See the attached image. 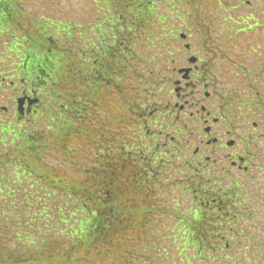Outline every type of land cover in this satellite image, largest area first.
Here are the masks:
<instances>
[{"label": "flooded vegetation", "instance_id": "1", "mask_svg": "<svg viewBox=\"0 0 264 264\" xmlns=\"http://www.w3.org/2000/svg\"><path fill=\"white\" fill-rule=\"evenodd\" d=\"M38 1L45 3L46 8L50 7L49 0H0V143L6 122L15 121L20 124L21 129L23 124L34 123L32 118L36 119L37 124L39 119L49 122L66 115L64 120H67L70 88L73 87V92L80 101L79 130L85 135L88 77L93 82L100 81L98 89L96 86L91 88L92 97L95 98L100 93L101 86H110L111 100L116 98L113 93L118 92V81L114 79L117 74L115 63L120 56L117 27L106 23L108 27L105 29L96 28L98 23L95 18L92 22L86 21L84 17L80 18L79 59L73 73L74 78L69 79V50L63 45L65 38L71 40V24L64 19V13L58 11V6L55 7L56 12L36 11ZM17 15L20 16L19 19H15ZM210 31L207 28L195 30L197 34L194 39L199 43L193 44L188 50L189 55L196 58L194 62L189 63L187 59L183 61L180 54L176 56L175 62L172 61L173 64L178 63L172 68V73L177 75L174 80L178 88L176 92L173 89L167 90L165 85L170 79L162 74L164 69L156 73V79H152L153 88L157 91L174 93V98L183 99V104L174 102L171 105L170 119L173 121V129L181 121V116L189 119L188 139L181 144L177 142V135L171 136L166 132L170 127L161 120L165 114L151 105V98L158 93L145 95L139 108L142 111L144 132L154 139L157 147H164L167 142H177L181 150L173 144L171 151L178 155L184 153L183 148L188 144H192V150L184 164L193 172L194 180H203L206 187L213 185V180H216L219 187L227 179H234L236 172L243 177L252 168L257 175L264 177V164H261L264 156V124L261 122H264V116L258 105L252 106L236 99L239 105L235 106L232 96L225 94L223 88L213 85L209 68L217 70V62L214 60L213 45L206 43L210 38ZM204 45L209 49L205 51ZM125 55L128 65V57L131 60L132 53L126 49ZM180 64L183 65L179 66ZM181 69L188 71L179 73ZM131 75L132 70L127 73L128 77ZM148 80V77H142V83ZM141 88L142 93L146 91L143 84ZM129 90L131 88L127 85L120 87V91H125L126 94ZM258 117L263 118L259 119L260 123L257 122ZM259 130H262L261 133ZM61 133H64V129ZM53 134L58 135L57 132ZM29 137L36 140L41 134L27 135L26 141ZM160 137L164 140H160ZM253 144L255 147L252 150ZM259 152V155H252ZM252 159L254 165L251 164ZM114 185L116 187V181Z\"/></svg>", "mask_w": 264, "mask_h": 264}, {"label": "trees", "instance_id": "2", "mask_svg": "<svg viewBox=\"0 0 264 264\" xmlns=\"http://www.w3.org/2000/svg\"><path fill=\"white\" fill-rule=\"evenodd\" d=\"M105 175L104 183H110L111 176ZM103 179L104 174L95 181L56 178L53 195L20 196V189L7 188L0 199L1 217L9 224L14 241L9 246L1 241L0 264L250 262L245 249H234L230 242L231 236L239 239L249 230L240 225L242 211L234 193L225 197L219 193V200L209 192L201 193L202 208L192 212L189 205L186 213L168 210L164 214L175 221L157 226L156 218L164 210L144 211L142 203L130 207L114 203L111 195H97ZM98 182L100 186L93 188ZM102 189L110 192L109 185ZM229 195L230 200H225ZM139 196L144 197L143 193ZM211 196L218 204L208 212ZM8 212L13 220L6 218Z\"/></svg>", "mask_w": 264, "mask_h": 264}, {"label": "rangeland", "instance_id": "3", "mask_svg": "<svg viewBox=\"0 0 264 264\" xmlns=\"http://www.w3.org/2000/svg\"><path fill=\"white\" fill-rule=\"evenodd\" d=\"M49 1V8H46L45 3L38 1V4L35 5V10L37 11L38 9L39 11L43 12H56L55 7L58 6V11L64 13V19L66 20V22H69L71 24L70 28L72 30L77 29L76 26L73 27V24L77 25L78 23H80L81 17H84L86 21H90L95 16H106L108 18V21H112L114 19L109 17V14L101 8L103 7L102 0H99V5L96 4L94 0ZM187 1L189 0H154L152 3L154 8L152 9V17L147 26L143 25L145 23V20H141L139 23V27L133 26L130 28V32L133 36H140L137 40H135L134 43V67L132 68V70H136L134 71L135 74L142 75L141 71H145V67L154 69L155 72L168 67V69L165 70L166 72H162L163 75H166L170 79L165 86L167 87V90L174 87V80L177 78V75L175 73H172V66H168V64L170 63V61L175 62L176 56L178 54L181 55V59L183 61H186V57L188 54L187 52L185 53L184 49L182 48L183 41L174 38L173 36L168 34V32H164V30L160 31L159 27H161L162 25L159 23V21L161 20H157L155 15H159L162 17L165 16V20L168 23L167 27L172 26L171 32H176V34H178L180 31H183L185 33L186 31L189 32L190 28V33L194 34V36H196L197 34L195 32L196 29L207 28L211 30L209 36L210 38L206 43L213 45L215 49L214 60L217 62V70L214 67L209 68V72L212 77L211 80H214L213 85H215L216 88H223L225 94H229V97L232 96L234 98L235 106L239 105V103L235 101L236 99L258 100L257 98L260 97L262 101H264V0H198L197 5L199 7L195 6V2H192L191 5ZM115 11L117 12V14H120L122 16L121 20L117 19L119 25H121L120 21L123 22L124 26L126 23H132L130 20V16L132 15L127 16L126 9L124 7H121L120 9L116 8ZM162 23L165 25L164 22ZM250 23H256V25L251 27L250 29H245L244 32H235L236 28H240L242 26L246 27L247 24ZM134 28L136 29V31L133 34ZM71 34V40L68 41V39L65 38V43L63 46L69 50V53H72V55L75 54L77 57L79 50V46H77V44L79 43L78 36H76V34H74L73 32H71ZM194 36H191L186 40L190 43L191 46L193 44L199 43L194 39ZM159 38H161L162 43L165 46L161 49L160 52V47L159 45H157V40ZM150 39L154 42L152 45H150V47H146L145 44H150ZM170 45H178L177 47L179 51H172L171 53L168 51L167 54L166 52H163V49L168 50L167 48H169ZM208 49L209 47L204 45V50L206 51ZM96 53L97 51L92 52V55H95ZM156 53L161 54L162 56H156L155 58ZM164 53L165 55L163 56ZM163 57H165L167 61H165ZM183 64L186 63L184 62ZM183 64H180L179 66ZM119 81H121V79H119ZM129 84L134 87H138L140 85L134 80H130ZM108 90L111 91L110 88ZM217 92L222 93L219 91ZM164 93L165 92L162 93V98L169 101L170 105H172L174 102L183 104V99L179 100L174 98L173 95L169 94L168 92H166V94ZM113 95L116 97L115 100L118 103L119 99L123 96H125L128 100H132V97L130 96L131 93L123 95L122 93L118 92L117 94H115L114 92ZM160 95L161 93L156 94L151 98V105L155 106L163 113L165 111L167 116L170 109L165 107V100L162 99ZM99 99L102 101V98L99 97ZM104 100L106 101V103H108L110 98L105 97ZM3 102L6 103L5 101ZM122 107V116L131 119V114L128 111V108H126V106ZM186 108L189 109L188 107ZM96 109L97 112L95 115L98 117V119L110 117L108 120L109 125L101 127L100 130L104 132V135L108 133V130H110L111 133V131L113 130V126L110 125L112 124L111 108L107 106V108L104 110L98 108ZM156 116H159V114H157ZM259 119L263 120L262 117H258V123L261 122ZM188 121L189 119H187L186 116H181L180 124L177 125L180 129L176 138L177 142L179 141L183 143L188 139L190 131L189 127L187 126L189 125ZM261 123L264 124V122ZM91 124L92 125L86 124V126L91 131L89 133L92 134L93 129H97V125H95L93 121H91ZM121 127H119L120 131L123 133H127L128 135L132 134L135 128L131 123L124 125L122 128ZM38 129L42 131L39 127ZM261 131L262 130H259V133H261ZM262 133L264 135V129ZM171 134L174 136L172 131ZM64 135L65 133H61V135H59V141H62ZM72 139L75 140L73 146H66L70 140L67 138V141L59 144V148H56V150L60 151L62 154L67 153V155L74 161H82L84 160V158L90 157V147L82 146L81 150L79 151L75 136L72 137ZM160 139L163 140V137H160ZM44 143L49 144V140L45 138ZM173 144L174 143H172L171 145ZM254 147L255 144L251 146V149L253 150ZM183 150L184 153L182 154L174 156L171 155L170 160L173 161L171 162L172 164H179L183 162L187 158L185 153H189L192 150V144H188L185 148H183ZM259 154L260 152L254 154L252 153L253 156ZM95 159L100 158H97V156L95 155ZM43 160L47 163L56 161L55 159L48 160L45 157H43ZM87 166H91V164H87ZM72 172L75 173L72 174L73 176L70 175L72 178H82L81 174L77 171V168ZM169 172L172 173V171ZM179 177L181 176L178 173H174L173 175H171V179L169 181L170 183L174 184L172 185V188L180 182ZM255 178H257V183L255 182ZM237 179H239L241 182L245 181L246 185L251 187L253 190L254 187H257L258 182L261 183L264 181L262 175H257V173H255L254 171L247 173L243 177L240 176L239 172H236L235 178L231 180L236 181ZM92 185L93 188L98 187L94 183ZM255 192L256 194L254 193V191L251 194L245 193V196H247V200L244 203L243 207L246 206V208L243 210L244 217L241 219L242 223L240 225L241 227H246L248 225L254 224L257 226L256 231L250 232L249 230H245L246 236H244L243 239L236 240L237 242L234 243L233 246L234 249H245L247 251V254L250 256L249 263H245V261L242 260L241 264H264V210L260 207V205L264 204V195H260L259 190ZM182 194H185L184 197L182 196ZM162 196L164 197V199H162L161 201L164 206L161 204V207L164 208L165 212H163L162 214L160 213V215L156 218V220L159 221L157 223V226H162L165 223L167 225L169 222L175 221L174 217L166 215L164 213H167L168 210H175L176 208L181 209V211H186L188 205L190 204L189 199L191 198L190 193L187 191H183V188L181 194L176 195L173 192L168 191L167 193H162ZM173 199H178V202L175 203ZM4 218L1 217L0 208V245L2 241V243L4 242V244L9 246V244L14 241V238L12 236V233L9 231V224H7ZM6 218L11 219V215H9V212L6 215ZM171 250L173 251L172 248Z\"/></svg>", "mask_w": 264, "mask_h": 264}]
</instances>
